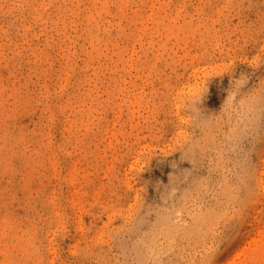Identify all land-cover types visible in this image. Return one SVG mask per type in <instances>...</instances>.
<instances>
[{
  "label": "rangeland",
  "instance_id": "1",
  "mask_svg": "<svg viewBox=\"0 0 264 264\" xmlns=\"http://www.w3.org/2000/svg\"><path fill=\"white\" fill-rule=\"evenodd\" d=\"M0 264H264V0H0Z\"/></svg>",
  "mask_w": 264,
  "mask_h": 264
}]
</instances>
